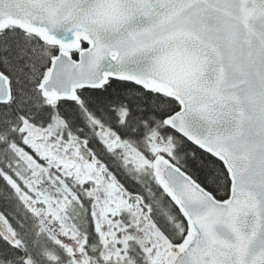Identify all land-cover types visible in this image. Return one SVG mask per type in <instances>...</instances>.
I'll return each instance as SVG.
<instances>
[{
	"label": "snow or ice",
	"instance_id": "snow-or-ice-1",
	"mask_svg": "<svg viewBox=\"0 0 264 264\" xmlns=\"http://www.w3.org/2000/svg\"><path fill=\"white\" fill-rule=\"evenodd\" d=\"M0 264H264V0H0Z\"/></svg>",
	"mask_w": 264,
	"mask_h": 264
}]
</instances>
